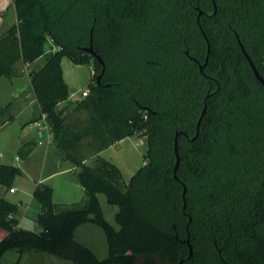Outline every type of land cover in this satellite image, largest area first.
<instances>
[{"label":"trees","instance_id":"1","mask_svg":"<svg viewBox=\"0 0 264 264\" xmlns=\"http://www.w3.org/2000/svg\"><path fill=\"white\" fill-rule=\"evenodd\" d=\"M10 1L17 21L0 34V76H19L44 57L28 71L36 110L76 165L85 200L55 204L52 186L38 182L35 231L0 196V255L36 249L75 264H264V85L242 52L264 78V0ZM47 39L55 50H45ZM64 56L93 66L80 101L95 114L93 154L135 133L147 140L126 184L111 161L77 157L85 132L68 137L56 107L69 97ZM20 173L0 164V185ZM97 194L118 207V229ZM85 222L104 231L106 257L75 238Z\"/></svg>","mask_w":264,"mask_h":264},{"label":"crops","instance_id":"2","mask_svg":"<svg viewBox=\"0 0 264 264\" xmlns=\"http://www.w3.org/2000/svg\"><path fill=\"white\" fill-rule=\"evenodd\" d=\"M16 21V11L11 1L0 0V34H2L9 26L16 23ZM54 48L55 47L53 46L52 49ZM41 58L42 57L36 59L31 63L23 65V72L19 76H13L10 78L0 76V164L16 165L21 170V176H23L24 174L28 175L29 181L25 182L24 184L22 181H20V177L15 178L14 181L18 186H22L23 193L27 192L29 194V197L27 198V200H25L26 198L23 196L15 200L7 198L5 196L7 188L9 191L10 187H15V190L13 192H9L11 194L16 193V186L12 185L10 187H4V189L0 188V196H3L4 198L17 205V211L14 216L18 219V224L27 229L31 228L24 226L23 222L27 216L29 204H31L32 200L35 199L33 197V189L38 182H44L52 186V201L55 204L64 205L67 207H70L71 205L80 206L84 203L85 200L84 188L76 178L77 167L69 159L61 158L60 155L56 152L54 145L55 142L53 140L52 134L49 133L47 140L43 142V144L37 143V121L39 116L37 115L36 101L29 85L28 71L31 69L39 68L43 64V62L37 63L39 60H41ZM25 69L26 71L24 72ZM70 95L71 94H69V98ZM33 128H36L35 133L33 131ZM134 135L136 134L125 136L113 142L109 146L100 150L98 153L92 154L91 156L85 158L83 160V163L90 161V159L98 155L116 165L120 173H123V171L131 172L140 164L135 163L134 165H132L130 161V154H128L129 151L124 150L125 148L123 143L126 140L131 139V137H133ZM139 138L142 139V137ZM39 147H42L40 152L42 156V163L44 164L45 162V173L42 170L41 164L40 171L38 172V174H35V176L34 174H29L27 164L30 158L38 153L37 150ZM124 152H126L125 158ZM143 163L144 159L141 164ZM1 186L2 185H0V187ZM100 195L101 194H97V197L105 217V203L101 199ZM105 202H107L106 198ZM19 204H23L24 208H18ZM107 204L112 205L109 203ZM113 206H115L116 209H112L111 213H113V218L115 221V213L117 212L118 207L116 205ZM38 211L39 206L35 210L34 214H31L32 216H30L33 220L34 225H36V228L31 230H39L38 225L35 221V217ZM111 225L115 229L119 228V225L117 223L116 225ZM98 229L102 231L103 238L106 242V248L103 245V249L100 253H94L98 258H104L108 254V244L105 233L100 226L92 222H85L75 228L74 236L76 239H78V231L80 232V237L83 238H86L88 236V233L85 234L86 232H93L95 235L100 236ZM83 240L80 239V241ZM26 252L28 251L26 250L21 253L19 257L20 261L25 258ZM48 260L49 262L53 261L51 259ZM57 262L55 264H58Z\"/></svg>","mask_w":264,"mask_h":264},{"label":"rangeland","instance_id":"3","mask_svg":"<svg viewBox=\"0 0 264 264\" xmlns=\"http://www.w3.org/2000/svg\"><path fill=\"white\" fill-rule=\"evenodd\" d=\"M51 47V48H50ZM45 50H50L53 48L52 42L47 39L44 44ZM44 61V57L41 58L37 63H42ZM39 65V64H38ZM61 67H62V75L65 79V82L68 87V91L70 95V98L68 97L66 100L59 102L57 104V111H59L64 119V123L69 129L70 134H68V137H71V134L78 132H85V135L82 136V138L76 142V152L77 157L80 159H85L89 156H91L94 152V146H95V140H94V134L91 131L93 123V118L95 116L94 112L91 109H88L81 105V91L88 89V81L90 78V74L94 76V70L92 69V64H74L72 63L66 56H64L61 59ZM26 69L24 70V72ZM23 72V71H22ZM38 115V112H37ZM95 125V124H94ZM93 125V127H95ZM90 130V132H88ZM34 133L36 132V128H33ZM131 139L126 140L124 145V150H128V154H130V161L132 165L140 164L135 169H133L131 172H125L121 174V180L124 184L128 183L131 175L142 166V161L144 159V154L146 152L147 148V140L143 134L135 133ZM144 136V137H143ZM139 137H142L140 139ZM56 152L60 155L61 158L66 159L67 153L62 151L60 147H58L56 141H54ZM128 148V149H127ZM41 149L42 147L38 148V153L34 155L32 158H30L28 162V172L29 174H38L41 168L42 164V170L45 173V162L42 163V156H41ZM73 153H75L72 150ZM124 158L126 157V152H124ZM40 156V157H39ZM94 161V158L90 159V161L85 162L87 165H92ZM36 176V175H35ZM20 181L23 182V184L27 181H29V177L27 174H24L21 176L20 174L17 175L15 178H19ZM14 178V180H15ZM11 183L12 186H16V193L11 194L8 191L5 193V196L7 198H11V200H15L20 198L21 196L27 198L29 197V194L23 193L22 186H18L15 181ZM6 186H1L0 188L4 189ZM15 188V187H14ZM26 194V195H25ZM101 199L105 203V217L106 219L113 225H116L113 213H111L112 209H116L113 205H108L107 202H105V196L103 194L100 195ZM24 201V200H23ZM25 202V201H24ZM39 206L38 202L33 199L31 204H29L27 216L24 220V226L35 229L36 225H34L33 220L30 216L31 214H34L35 210ZM18 208L22 209L24 208L23 204H19ZM100 236L95 235L93 232H86L88 233V236L86 238L80 237V232L77 233V239L79 242L83 243L87 247H89L93 252L96 254L100 253L103 249V245L106 248V242L103 238L102 231L99 230ZM84 240H83V239ZM83 240V241H80ZM25 254V258L23 260H19L20 254L17 249H7L0 255V264H55L57 261L58 264H75L72 261L69 260H63L58 257H56L53 254L39 251L36 249H30L27 250ZM41 257V258H40ZM40 258V259H39ZM48 259H51L53 261H50ZM19 260V261H18Z\"/></svg>","mask_w":264,"mask_h":264},{"label":"water","instance_id":"4","mask_svg":"<svg viewBox=\"0 0 264 264\" xmlns=\"http://www.w3.org/2000/svg\"><path fill=\"white\" fill-rule=\"evenodd\" d=\"M201 13V11L199 12V14ZM242 47V46H241ZM82 49L86 52H89L91 53L95 58L98 59V61L101 63V59L99 58V56L97 54H95V52L93 51L91 45H88V46H85V47H82ZM209 51V46L207 47V52ZM242 52L245 56V58L247 59L248 63H249V66L251 67V70L254 74V76L264 85V78L260 75V73L258 72L254 62L252 61V59L250 58V56L247 54V52L242 48ZM100 76L101 74H98L97 77H96V80L99 81L100 79ZM203 112H204V109L202 110L199 118H198V121H197V127L199 125V122L201 120V117L203 115ZM174 150H175V153H176V161H175V165H174V172L177 168V165H178V155H177V148H176V138L174 140ZM175 175V174H174ZM184 193H185V188L183 189V197H184ZM191 251V249L189 248V252ZM182 261V259H180V261L178 262V264H180Z\"/></svg>","mask_w":264,"mask_h":264},{"label":"built area","instance_id":"5","mask_svg":"<svg viewBox=\"0 0 264 264\" xmlns=\"http://www.w3.org/2000/svg\"><path fill=\"white\" fill-rule=\"evenodd\" d=\"M51 50H55L54 49H51ZM88 94V89L87 90H82L81 91V98L85 97L86 95ZM37 126H38V129H37V136H38V139H37V143L38 144H43V142H45L48 138V135L50 133V130H51V127H50V124L47 120V115L46 113H41L39 115V118H38V121H37ZM15 190L14 187H10L9 188V191L13 192Z\"/></svg>","mask_w":264,"mask_h":264}]
</instances>
